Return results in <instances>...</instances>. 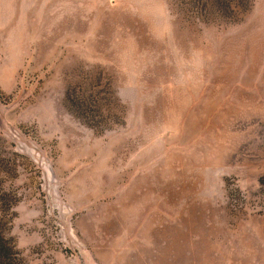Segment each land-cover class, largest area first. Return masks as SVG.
<instances>
[{
  "label": "rangeland",
  "instance_id": "rangeland-1",
  "mask_svg": "<svg viewBox=\"0 0 264 264\" xmlns=\"http://www.w3.org/2000/svg\"><path fill=\"white\" fill-rule=\"evenodd\" d=\"M0 238L264 264V0H0Z\"/></svg>",
  "mask_w": 264,
  "mask_h": 264
},
{
  "label": "trees",
  "instance_id": "trees-1",
  "mask_svg": "<svg viewBox=\"0 0 264 264\" xmlns=\"http://www.w3.org/2000/svg\"><path fill=\"white\" fill-rule=\"evenodd\" d=\"M2 241H3V239H1V241H0V251H2V248H3Z\"/></svg>",
  "mask_w": 264,
  "mask_h": 264
}]
</instances>
